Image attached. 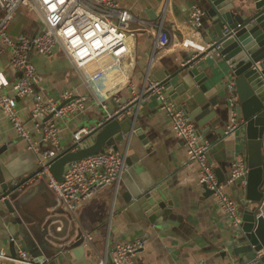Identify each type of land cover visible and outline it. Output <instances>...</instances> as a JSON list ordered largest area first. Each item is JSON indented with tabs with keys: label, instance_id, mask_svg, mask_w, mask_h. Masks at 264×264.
I'll list each match as a JSON object with an SVG mask.
<instances>
[{
	"label": "crops",
	"instance_id": "crops-1",
	"mask_svg": "<svg viewBox=\"0 0 264 264\" xmlns=\"http://www.w3.org/2000/svg\"><path fill=\"white\" fill-rule=\"evenodd\" d=\"M120 1L121 5L131 10L135 17L132 29L136 31V35L128 39L133 56L122 64L126 73L123 74L116 68L112 69L103 81L104 89L109 88L103 98L105 107L97 102L83 78L74 69L68 57L62 56L59 48L48 56L39 54L31 56L41 74L42 89L47 95L59 99L64 90L72 89L77 94L91 96L85 112L61 124V141L65 148L72 146L74 131L94 127L104 122L109 112L113 113L130 104L132 99L131 88L128 85L130 81L138 86L139 90L147 76L156 79L155 71H176L186 64V59L190 55L189 52L169 47L161 51L162 53H156L159 60L151 70L155 35L153 30L140 20L161 17L162 7L167 1L166 24L172 30L174 38L179 37L182 33L188 32L187 22L190 19L191 7L194 4L202 7L200 0ZM21 9L18 12L22 16L19 29L13 28L12 34L36 33L40 23L35 14L29 13L34 12L26 8ZM201 26L205 28L204 19ZM200 34L202 37L207 36L201 32ZM208 34L210 35L209 31ZM201 60L204 71L211 74V69L213 70L212 76L218 82L219 94L225 95L223 101L226 111L217 118L213 131L199 135L210 147L209 162L215 171L218 170L217 176L225 178L226 181L235 156L243 153L245 158L247 157L246 147L243 144L237 145L240 131L226 134L230 122L227 85L231 80L229 65H232V61L216 51ZM0 75L8 83L0 89V94L13 96L11 84L20 77V73L10 65L9 52L0 57ZM31 106L30 99L18 98L16 111L31 130V134L39 141L40 147L44 149L47 145L40 143V137L30 119ZM126 116H135L138 130L127 143L124 141L117 143V150L127 152L130 160L120 184L118 187L101 188L93 198L87 200L75 214H72L59 203L47 179L36 175L41 170L36 154L28 148L0 108V147L3 145L8 147L2 154L5 156L4 159L0 161V185L13 179L12 175L24 178L35 174L21 195L23 196L21 215L35 232L49 224L53 228L56 226V230L61 233V237L50 241L41 260L45 263L57 261V264H99L105 256L108 261L110 260L109 252L118 243L139 239L144 242V247L133 257L135 262L234 264L228 255L227 243L235 235L237 227L231 224L216 197L207 193L200 184L198 164L189 161L182 138L172 129L169 118L160 110L156 98L141 100L135 107H131V112L124 117ZM195 124L198 129L196 122ZM93 142L94 137H89L83 147ZM151 189H154L155 195L152 197L155 205H163L169 211L163 228L156 229L145 222L141 208L138 211L127 207L125 200L127 196L132 197ZM227 192L236 200L245 189L239 185H230L227 186ZM105 198L108 202L104 201ZM6 211L5 204L1 202L0 249L11 256H16L20 249L29 250V242L34 241V238L32 235L28 237L27 242L17 240L16 252L12 253V249L8 247L10 236L3 220L8 218ZM159 211L162 212V209ZM37 249L39 251L38 247ZM76 251H80L79 257L76 256ZM8 264L17 263L9 261Z\"/></svg>",
	"mask_w": 264,
	"mask_h": 264
},
{
	"label": "built area",
	"instance_id": "built-area-1",
	"mask_svg": "<svg viewBox=\"0 0 264 264\" xmlns=\"http://www.w3.org/2000/svg\"><path fill=\"white\" fill-rule=\"evenodd\" d=\"M21 6L37 14L40 28L34 34L19 33L12 36L8 32V27ZM167 8L168 2L165 1L161 17L140 20L142 24L152 29L155 35L151 70L159 60L156 53L169 47L189 52L191 58L201 56V59L213 51L220 52L219 46L214 47V42L200 34L199 28L204 16V9L200 5L194 4L191 7L190 19L187 22L188 32L175 38L166 24ZM0 10V57L9 52L10 65L20 73V77L11 84L13 96L0 94V108L28 148L36 154L41 169L37 175L47 179L49 187L55 192L65 210L75 214L101 188L118 187L128 167L127 152L105 150L72 162L66 166L63 180L58 181L51 173L50 167L53 159L66 149L61 141V124L85 112L91 96L77 94L72 89L64 90L59 99L47 95L42 89L41 74L31 56L32 54L48 56L56 48H61L97 102L105 107L103 98L109 88L104 89L103 81L115 68L125 74L126 70L122 68V64L133 56L128 39L136 35V31L132 29L135 17L131 10L121 5L120 0H0ZM7 84L0 75V89ZM128 85L132 93L131 107H135L143 99L156 98L160 110L169 118L172 129L182 138L189 161L198 164L200 184L213 191L231 224L234 227L239 226L241 209L227 192V186L239 185L246 188L248 167L245 155L239 153L235 156L228 179L220 182L209 162V145L201 140L195 122L191 121L185 110L170 98L161 81L147 76L139 90L131 81ZM227 89L230 122L226 134L230 135L239 130L243 120L237 108L235 81H229ZM18 98L30 99L32 105L30 119L40 137V143H45L46 148L40 147L39 141L19 117L16 111ZM131 107L126 109L125 114L131 112ZM123 109L125 107L113 113L109 112L105 120L114 116L121 119L125 116L121 112ZM102 123L103 121L89 129L84 127L74 131L73 150L86 145L85 136ZM5 199L6 196L0 193V203ZM143 247L144 242L139 239L118 243L109 252L110 261L112 264H143L133 259ZM9 261L17 264L45 263L41 258L32 257L27 249H20L16 256H11L0 249V264H8ZM99 264H109L108 258L105 256Z\"/></svg>",
	"mask_w": 264,
	"mask_h": 264
},
{
	"label": "water",
	"instance_id": "water-1",
	"mask_svg": "<svg viewBox=\"0 0 264 264\" xmlns=\"http://www.w3.org/2000/svg\"><path fill=\"white\" fill-rule=\"evenodd\" d=\"M200 1L204 6L205 28L210 32V35L207 33L204 37L212 40L214 47L219 46L220 53L232 61V65H229L230 81H235L237 108L243 120L238 130L240 134L237 136V145L243 144L247 149V186L245 192L236 199L241 209V223L227 243L228 255L234 264H264V0ZM186 61L176 71L158 70L154 76L161 81L170 98L185 110L188 118L197 123V130L201 135L206 131H213L217 118L226 111L223 101L225 95L219 94L218 82L212 76L213 70L211 69V74L204 71L201 56H188ZM131 106L125 107L121 112L126 115V109ZM137 130L135 116H123L121 119L114 116L105 120L85 137H94L91 145L75 151L74 146L66 148L53 159L50 171L58 181H62L68 164L107 149L116 151L117 143H127ZM7 148L5 145L0 147V161L4 159L2 154ZM129 162L127 157V164ZM36 175L24 178L12 175L13 179L0 185V192L6 196L3 203L7 208L8 218L3 220L10 236L8 247L15 253V242H27L28 237L33 235L34 241L29 242L28 251L32 257L41 258L49 244L43 248L40 240L50 242L61 233L52 226L50 230L43 228L35 232L21 215V195L27 183ZM224 180L225 178L219 177L220 182ZM204 188L207 193L213 194L206 186ZM152 195H155L154 189L132 197L127 196V207L138 211L141 208L145 222L156 229L163 228L169 211L163 205H155ZM104 201L108 202V199L105 198ZM76 256H80V251H76ZM44 264H57V261ZM109 264H112L110 260Z\"/></svg>",
	"mask_w": 264,
	"mask_h": 264
},
{
	"label": "rangeland",
	"instance_id": "rangeland-1",
	"mask_svg": "<svg viewBox=\"0 0 264 264\" xmlns=\"http://www.w3.org/2000/svg\"><path fill=\"white\" fill-rule=\"evenodd\" d=\"M21 8H24V7L21 6L19 9H21ZM202 8L204 9L203 3H202ZM19 9L16 11V13H15V15H14V18H13V20L11 21V24H10L9 27H8V32H9L12 36H15V35L12 34L11 30H12L13 28L16 29V30L19 29L20 21H21V18H22V16H21L18 12L21 11V10H24V9H21V10H19ZM29 13L32 14V15L35 14V16L37 17V14H36V13H31V12H29ZM199 30H200V32H201L202 34H207V33H208L207 29L204 28L203 26L200 27ZM59 49H60L59 51H60V53L62 54V56L65 55L64 51H63L61 48H59ZM67 220H69V219H67ZM54 228H55V230H56V226H54ZM45 229L50 230V226H49V224H46V225H45ZM56 231H57V230H56ZM57 234H59V233H57ZM40 242L43 244V248H44L47 244L50 243L49 241L47 242V241L44 240V239L40 240ZM44 252L46 253L45 250H44Z\"/></svg>",
	"mask_w": 264,
	"mask_h": 264
}]
</instances>
